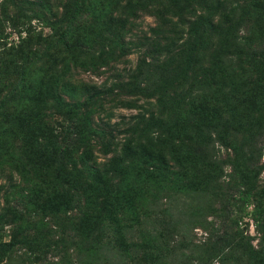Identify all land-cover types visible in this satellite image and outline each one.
<instances>
[{"label":"trees","instance_id":"16d2710c","mask_svg":"<svg viewBox=\"0 0 264 264\" xmlns=\"http://www.w3.org/2000/svg\"><path fill=\"white\" fill-rule=\"evenodd\" d=\"M47 1L0 3V25L21 27L7 50L33 67L0 98L5 264L18 247L28 264H264V0H67L59 20ZM105 2L109 13L89 12ZM138 13L155 26L118 73L140 46L125 41ZM71 60L114 81L74 85ZM20 95L29 107L12 118L4 111ZM118 109L136 114L111 125ZM176 194L202 203L155 214ZM194 225L204 239L179 252ZM168 234L182 239L172 245Z\"/></svg>","mask_w":264,"mask_h":264},{"label":"rangeland","instance_id":"374dc122","mask_svg":"<svg viewBox=\"0 0 264 264\" xmlns=\"http://www.w3.org/2000/svg\"><path fill=\"white\" fill-rule=\"evenodd\" d=\"M98 2H101L102 0H96ZM2 0H0V3ZM48 5L50 8V12L52 13V16L50 17L51 20L55 19H60L65 13V8L67 7V0H48ZM89 12H91L93 9H99L101 10V13L107 14L109 13L108 11V2L103 3L100 7H92L89 6ZM90 15V13H89ZM89 15H87L84 19V22L86 23L89 20ZM139 17L136 20H130L129 24L127 25V30L128 33L125 35V41L129 42L133 41L135 43H139L140 46L138 49H132L130 51V55L126 58V63L118 65L115 69L116 71H121L118 73H123L125 69H129L131 65L135 63V60L138 56L143 54V51L146 49V45L144 44L145 38L149 39L151 37V33L149 31V28H153L155 26V20L151 16H147L142 13H138ZM2 25H0V98L7 94L19 81V76L25 74L26 70H28L31 66L27 68L26 63L24 64L23 62L20 61L18 56L15 54L14 51H9L7 50L8 47L10 46H15L19 42V34L18 32L21 31V27H18L17 29L13 30L12 27H10V24L6 22H2ZM30 30L34 31L35 33L42 32V34L47 35L50 33L49 28H45L42 26L41 23L38 21H32ZM126 32V31H125ZM21 36H25V33H22ZM84 62V61H83ZM80 61H72L70 65L76 66L77 68H72V74L70 75L71 77V82L74 85H79L80 82L84 81H90L94 82L96 85H101L104 84L106 88H109L110 84L114 81V72L111 70H106L103 67L98 68V70L94 73L89 71L86 67L80 68ZM23 65L25 66L26 70L23 69ZM100 66V63L98 62L95 67ZM3 68V69H2ZM33 68V67H31ZM74 69V70H73ZM32 73V71L28 70L27 74ZM26 74V75H27ZM38 76L40 75L39 73H36ZM33 75V74H32ZM31 75V76H32ZM30 77V76H29ZM31 78V77H30ZM32 81V80H31ZM39 82V81H38ZM36 82V83H38ZM29 107V104H27L26 98L21 96L16 100V102L11 105L10 107L5 110V114L8 113L10 117L16 118L20 113H25L24 111L26 108ZM29 110V109H27ZM136 114V111H128V110H123V109H118L115 110L113 117L111 118V125L118 123L119 119L123 116H130ZM3 118L0 119V140L3 138V142L0 141V148H2L1 152H3V148H5L7 145L10 143V137L8 134H4L3 131L6 128L4 122L2 121ZM15 120V119H14ZM14 122V121H13ZM221 155L223 156L225 153L224 148H220ZM96 157L101 160V155L100 153L96 152ZM264 161V153L262 155V160ZM229 171V168L226 167L225 173ZM3 174V175H2ZM6 176L7 173L6 171L3 173H0V186H4L6 182ZM16 176V175H14ZM223 179V178H222ZM260 179L262 184H264V172L260 175ZM225 181H227V177H225ZM2 196V190L0 191V197ZM172 200V201H171ZM171 201V203H169ZM190 203L191 206L196 205V204H201L202 199H199L195 196H192L191 194H186L185 196L181 194H176L173 198L169 199L166 201L165 199H159L156 202V207H155V214H160L162 210L165 208L171 209L172 205H179L181 206L182 204L187 205ZM1 204V203H0ZM231 205L237 206L236 203H231ZM230 207V206H229ZM228 207V208H229ZM248 211H251V207L248 208ZM160 212V213H157ZM211 211L210 210H204L202 212V220L206 219L207 221L212 220V216L210 215ZM235 216V215H233ZM161 219V217L159 216ZM165 220L168 218L167 216L164 215ZM243 223L248 222L247 226H244L243 224L241 227L243 228L242 230H245L249 236L254 237V240L252 241V244L256 246L257 244V234L255 231V225L254 222L252 221L251 217H245L242 220ZM146 227H149V223L146 224ZM190 232H188L185 237H183V244L178 246L179 249H181L179 252H184L187 251L189 248H191L192 244H199L202 242L204 239V233L202 232L201 229L197 227V225L194 226H189ZM247 227V230L245 229ZM219 231H221V228H219ZM128 233V232H127ZM132 235L130 238H128L130 241L137 242L140 239L137 237V233L135 230L131 231L128 233ZM166 235V233H165ZM171 237V244L176 245V242H179L181 236H170ZM11 237V227L10 226H5V227H0V243L2 242H8ZM171 245V246H172ZM193 246V245H192ZM177 248V246L175 247ZM177 248V249H178ZM184 248V249H182ZM187 248V249H185ZM184 250V251H183ZM25 250L21 247L16 248L12 252V256L9 258V264H28L26 261ZM73 259V255H72ZM52 261V258H51ZM8 263V262H6ZM0 264H5V256L2 253V248H0Z\"/></svg>","mask_w":264,"mask_h":264}]
</instances>
